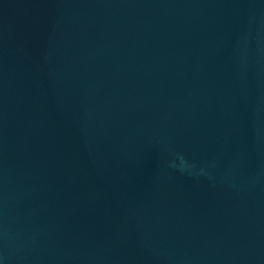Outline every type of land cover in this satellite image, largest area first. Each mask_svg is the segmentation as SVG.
<instances>
[{"label": "water", "instance_id": "obj_1", "mask_svg": "<svg viewBox=\"0 0 264 264\" xmlns=\"http://www.w3.org/2000/svg\"><path fill=\"white\" fill-rule=\"evenodd\" d=\"M0 264H264V0H0Z\"/></svg>", "mask_w": 264, "mask_h": 264}]
</instances>
